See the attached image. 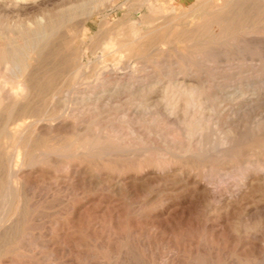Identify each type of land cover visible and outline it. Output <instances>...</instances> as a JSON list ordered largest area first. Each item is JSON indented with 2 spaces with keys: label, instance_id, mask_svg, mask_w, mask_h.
I'll return each instance as SVG.
<instances>
[{
  "label": "rangeland",
  "instance_id": "obj_1",
  "mask_svg": "<svg viewBox=\"0 0 264 264\" xmlns=\"http://www.w3.org/2000/svg\"><path fill=\"white\" fill-rule=\"evenodd\" d=\"M94 1L26 0L16 6L0 0V53L12 39L26 50L25 43L38 39L36 31L46 21L57 25H52L55 32L44 51L31 54L29 96L34 94L36 104H17L20 110L12 104L22 78H15L0 59V142L6 146L1 151L14 152L26 122L42 115L45 122L38 131L44 141L35 137L11 184L0 166V264H264V128L256 131L250 125L255 116L264 118V0H241L236 7L241 18L232 25L253 27L252 34L240 37L215 13L221 0H103L96 7ZM157 28L159 33L138 41L142 32ZM108 42L115 43L110 52L105 50ZM73 58L81 67L70 73ZM121 66L127 73L120 81L113 75L122 74ZM51 67L54 73L61 70L53 85L42 80L53 72ZM116 81L120 85L108 103L95 105L86 97L102 88L113 91ZM138 85H145V93L151 85L155 92L169 87L168 95L185 85L200 90L217 112L211 113L217 126L202 121L205 128L213 125L204 128L206 143L199 146L187 134L193 122L173 123L153 112L135 114L143 97L134 93ZM55 89L59 93L51 100ZM67 91L75 103L71 114H64L61 104ZM240 92L258 93L261 99L237 118L247 132L237 134L232 148L221 152L217 147L228 125L230 96ZM60 114L65 116L51 120ZM62 124L70 128L61 130ZM250 176L258 178L253 186ZM226 201H231L230 209Z\"/></svg>",
  "mask_w": 264,
  "mask_h": 264
},
{
  "label": "bare ground",
  "instance_id": "obj_2",
  "mask_svg": "<svg viewBox=\"0 0 264 264\" xmlns=\"http://www.w3.org/2000/svg\"><path fill=\"white\" fill-rule=\"evenodd\" d=\"M18 1H26V0H11V2H13L14 4L15 3H18ZM103 0H95L94 1V6L96 7V6H98L99 4H101V2H102ZM243 1V0H242ZM210 2V1H209ZM241 2V0H221L220 2H216L215 3V8H218L217 9V12L215 11V13H217V15L218 16H220L222 19H224L226 22H227V25L225 26V28H232V29H235L233 32L234 33H236V35L237 34H239V37H240V35L241 34H244V33H251L252 34V31H253V27L252 28H250L249 29V27H248V25H232V23H234L235 22V20L237 19V14L235 13V9H236V7L239 5V3ZM264 2V1H263ZM10 3V2H9ZM87 3H88V1H87ZM241 3H243V2H241ZM85 4H86V2H85ZM102 4H103V2H102ZM16 5V4H15ZM17 6V5H16ZM259 6V5H258ZM79 7V6H78ZM239 7V6H238ZM243 7H241V9H242ZM78 9V8H77ZM82 9V8H81ZM239 9V8H238ZM210 11H211V9H210ZM100 12V11H99ZM78 13V12H77ZM214 13V12H213ZM249 15V14H248ZM49 16V15H48ZM214 16H216V15H214ZM241 16V15H240ZM244 17V16H243ZM242 17V18H243ZM241 18V17H240ZM239 18V19H240ZM90 19V18H89ZM214 19V18H213ZM239 19H237V20H239ZM245 19V18H244ZM216 20V19H215ZM236 20V21H237ZM247 20V19H246ZM252 20H253V18H252ZM102 21V20H101ZM217 21V20H216ZM61 22V21H60ZM81 22V21H80ZM79 22V23H80ZM83 22V21H82ZM220 22V21H219ZM246 22V21H245ZM78 23V24H79ZM85 23V22H84ZM224 23V22H223ZM241 23V22H240ZM248 23V22H247ZM3 24V23H2ZM234 24H236V23H234ZM242 24V23H241ZM44 25H47L44 29H41V30H37L36 31V37L38 38L37 40H34V41H30L29 40V38H28V40L29 41H27L26 43H25V49L26 50H22V49H20L17 45H16V42L17 41H19L17 38V41H15V40H10V41H8L7 42V44H6V47L5 48H3L2 49V51H1V56H0V59L3 61V62H5L6 64H4L5 66L7 65V66H9V71H11L12 73H13V76L15 77V78H22L21 80H18V85H17V87H16V90H13V94H14V97H13V103L12 104H14V105H16L17 106V104L19 105L20 104V108H22L21 107V105L23 106V108H27L29 105L28 104H30L31 103V101L33 100V98L32 97H34V94H33V96L32 97H30L29 96V93L31 92L30 91V88L32 89V87H30V85L28 84V78H30L31 76H28L27 75V72L29 71V68H30V66H31V60H32V56L33 55H31L32 53H33V50H36V49H39V51H37V52H42V50L44 51V49L43 48H45V46H46V44H47V41H48V39L53 35V32H55L54 31V27L52 26V25H56V24H54V23H52L50 20H48V21H46V23L44 24ZM57 26V25H56ZM253 26V25H252ZM219 27V26H218ZM158 29L159 28H157L156 30H150V31H146V32H142V35L140 36V35H138V36H140V38L138 39V41H140L141 39H144L145 37H147L149 34H151V33H153V32H155V31H157L158 32ZM220 29V28H219ZM164 30V29H163ZM162 30V31H163ZM223 30V29H222ZM35 31V30H34ZM6 32V31H5ZM221 32V31H220ZM23 33V32H22ZM33 33V32H32ZM156 33V32H155ZM159 33V32H158ZM26 34V33H25ZM77 34V33H76ZM101 35V34H100ZM157 35V34H156ZM29 36V35H28ZM35 36V35H34ZM137 36V37H138ZM162 36V35H161ZM244 36H246V34L244 35ZM212 37V36H211ZM210 37V38H211ZM9 38V37H8ZM14 38V37H13ZM18 38H20V37H18ZM26 38V39H27ZM215 38V37H214ZM10 39V38H9ZM15 39V38H14ZM136 39V38H135ZM212 39V38H211ZM137 40V39H136ZM6 41H7V38H6ZM23 41V40H22ZM144 42H145V40H143ZM143 41L141 42V45H142V43H143ZM211 41V40H210ZM131 43V42H130ZM19 44V43H18ZM139 44V43H138ZM49 45V44H48ZM124 45V44H123ZM128 45V44H127ZM143 45H144V43H143ZM106 46V47H105ZM104 47H105V50H107V49H109V52L111 51V49L112 48H114V46H115V43H112V42H108V44L107 45H105ZM147 45H145V47H146ZM141 47V46H140ZM144 47V46H143ZM47 48V47H46ZM135 48V47H134ZM133 48V49H134ZM133 49H131V50H133ZM142 50L144 49V48H141ZM46 50V49H45ZM78 50V49H77ZM108 51V50H107ZM77 52V51H76ZM114 52V51H113ZM135 52V51H134ZM74 53V52H73ZM130 53H132V52H130ZM182 53V52H181ZM36 54V53H35ZM40 54V53H39ZM38 53L36 54V55H39ZM45 54H47V53H45ZM49 54V53H48ZM79 55V54H78ZM199 55V54H198ZM51 56V55H50ZM72 56V55H71ZM74 56V55H73ZM34 57H35V55H34ZM65 57V56H64ZM78 57V56H77ZM40 60H42V59H40ZM45 60V59H44ZM71 60V59H70ZM45 61H47V60H45ZM43 62V61H42ZM66 62V61H65ZM80 61H78L77 59H72V61H71V64H70V66L69 67H67L68 69V71L70 72V73H73L75 70H77V69H79L80 67H81V63H79ZM45 63V62H44ZM48 62H46V64H47ZM9 64V65H8ZM2 65V64H1ZM62 65V64H61ZM47 66H50V65H47ZM56 67V66H55ZM46 68V67H45ZM50 68V67H49ZM49 68H47V69H49ZM52 68V67H51ZM120 68H122V74L121 75H113V74H111V76L113 75V76H115L114 78H116V79H118V80H123L122 79V77H123V75H125L126 73H127V70H126V67H120ZM133 68V67H132ZM8 69V68H7ZM54 68H52V73H50V74H47V75H45V76H43L44 78H42V80H43V82L45 83V84H52L53 82H54V79H56V77L55 76H57V74L59 73V72H61V70H57L55 73H54V71H55V69L53 70ZM112 70L111 71H113V72H115V73H120L119 72V70H118V68H115V67H113V68H111ZM51 70V69H50ZM37 72V71H36ZM43 72V71H42ZM51 72V71H50ZM43 73H45V72H43ZM110 73H112V72H110ZM35 74V73H34ZM41 75V74H40ZM62 75H64V74H62ZM109 75V74H108ZM36 77V76H35ZM63 77V76H62ZM65 77H67V76H65ZM9 78V77H8ZM32 78H34V76L32 77ZM57 78H58V76H57ZM64 79V78H63ZM104 79V78H103ZM13 80V79H12ZM36 80V79H35ZM34 80V81H35ZM59 80V79H58ZM65 80V79H64ZM14 81V80H13ZM33 81V80H32ZM31 81V82H32ZM41 81V80H40ZM57 81V80H56ZM62 81V80H61ZM125 81V80H124ZM130 81V80H129ZM128 81V82H129ZM117 82V81H116ZM127 82V81H126ZM127 82V83H128ZM57 83H58V81H57ZM56 83V85L58 86V84ZM41 84V83H40ZM44 84V85H45ZM114 84H116V83H114ZM130 84V83H129ZM1 85V84H0ZM10 85V84H9ZM53 85V84H52ZM60 85V84H59ZM119 82H117V84H116V86L114 87V89H113V91L112 90H107L106 88L104 89V88H102V89H98V90H95L94 88V92H92L91 94H88L86 97L88 98V100H90V101H92V102H94V104L95 105H97V104H99V102L100 101H102V100H108L106 103H108L109 102V100L111 99L110 97H111V95L113 94V93H115L116 92V90L118 89V87H119ZM125 85V84H124ZM134 84L132 83V86H133ZM154 85V84H153ZM177 85V84H176ZM179 85V84H178ZM193 85V84H192ZM11 86V85H10ZM15 86V85H14ZM168 86H169V84H168ZM186 86L187 85H185V88H181V90H178V89H176V91L177 92H172V90H170L172 93L171 94H169L168 95V93L169 92H167V89L169 90V87L166 89H163V90H160L159 92H155L154 91V89L153 90H151L152 88H153V86L151 85L150 87H147V88H149V91H147V93H145V91H144V89L146 88L145 87V85L144 86H140V85H138L136 88H137V90L135 89V91H137V92H134V93H136V94H140V96L142 95L143 97L141 98V101H137V102H139V104L136 106V108L134 109V111H135V114L136 113H140V112H153L155 115L157 114H161V115H163V116H165L168 120H170V122H178L179 123V120H182V122L184 121V120H187V121H189V124H191L192 122V124H191V126L193 125V127H192V129H190L189 131H187V134H191V136L193 137H195V140L197 141V144H199V146H201L202 144H203V142L204 143H206L205 142V139H204V128H205V126H207V124L209 123V122H212L213 123V121H215V124H216V126H217V124H218V121H216V120H214V118H212L211 117V113L213 114V112H216V111H214L213 110V105L215 104H213L212 106L211 105H209V104H207V99H208V97L206 98V97H203L202 96V94H200V90H199V93H197V89L194 87V86H189V87H187L186 88ZM199 86V85H198ZM44 87V86H43ZM45 87H46V85H45ZM53 87V86H52ZM51 87V88H52ZM56 87V86H55ZM135 87V86H134ZM133 87V88H134ZM145 87V88H144ZM152 87V88H151ZM173 87V86H172ZM172 87L170 88V89H172ZM180 87V86H179ZM181 87H182V84H181ZM15 88V87H14ZM50 88V89H51ZM60 87H58V89H59ZM133 88H131V89H133ZM140 88V89H139ZM259 88V87H258ZM257 88V90H259ZM261 89V88H260ZM91 90V89H90ZM89 90V91H90ZM129 90V89H128ZM174 90V89H173ZM263 90V89H262ZM40 91V90H39ZM49 91V90H48ZM61 91V90H60ZM88 91V92H89ZM175 91V90H174ZM202 91V90H201ZM260 91V90H259ZM32 92H34L33 90H32ZM46 92V91H45ZM71 92V91H70ZM70 92L69 91H67V93L64 95V97H63V99L61 100V104H62V106H63V113L64 114H71L72 113V110L70 109L71 107H70V105L71 104H75L74 103V99H72L71 98V94H70ZM111 92V93H110ZM203 92V91H202ZM245 92V91H244ZM244 92H240L239 94H237V93H235V94H233V95H231L230 97H231V104H230V106H229V109H228V111H229V113H227V119H226V121H227V123H228V125L227 126H225L224 127V136H222V138H221V140L219 141L220 143H219V145H218V150L219 151H227V150H229L230 148H232V146L236 143V138H237V134H238V136H240L239 134H241V132H247V131H244L243 130V128H245L246 129V127H244L245 125H243V122H242V120L239 118V119H237L239 116H240V114H242V113H244L245 114V112L244 111H246L247 109L249 110V111H251L250 109H249V107L251 106V105H253V103H254V101L256 100V99H258V97L260 96H258L257 94L259 93L258 91V93L255 95L254 94V92H251V93H253V94H249L248 92V94L247 93H244ZM260 92H262V93H264L263 91H260ZM35 93V92H34ZM39 93V92H38ZM57 93H59V91L57 90V89H55L52 93H50V99L51 100H54V98H56L57 97ZM131 93V92H130ZM47 94H48V92H47ZM119 94V93H118ZM133 94V93H132ZM197 94V95H196ZM37 95V94H36ZM264 95V94H263ZM37 96H39V94L37 95ZM41 96H43L42 95V93H41ZM117 96V95H116ZM135 96V95H134ZM82 97V96H81ZM229 96L227 97V98H230ZM45 98H46V96H45ZM122 98V97H121ZM128 98V97H127ZM131 98V97H130ZM130 98H128V99H130ZM217 98V97H216ZM10 99V98H9ZM82 99H84V98H82ZM119 99V98H118ZM127 99V100H128ZM259 99H261V97H259ZM3 100V99H2ZM40 100H42V99H40ZM76 100V99H75ZM112 100V99H111ZM135 99H133V101H134ZM137 100V99H136ZM135 100V101H136ZM5 101V100H4ZM11 101V102H12ZM115 101V100H114ZM2 102V101H1ZM6 102H8V101H6ZM10 102V103H11ZM33 103L35 102V101H32ZM86 102V101H85ZM259 102V101H258ZM105 103V104H106ZM216 103H218V102H216ZM220 103V102H219ZM222 103H223V101H222ZM262 103V102H261ZM264 103V102H263ZM7 104V103H6ZM11 104V105H12ZM35 104H36V102H35ZM133 104V103H132ZM134 104H136V103H134ZM225 104V103H224ZM259 104H260V102H259ZM3 105V104H2ZM9 105V104H8ZM10 105V106H11ZM31 105H32V103H31ZM84 105V104H83ZM82 105V106H83ZM89 105V104H88ZM256 105H258V104H256ZM5 106V105H4ZM133 106V105H132ZM135 106V105H134ZM254 106V105H253ZM8 107V106H7ZM18 107V109H19V106H17ZM35 107V106H34ZM4 108H6V107H4ZM11 108V107H10ZM14 109H15V107H13ZM45 108V107H44ZM224 108H226V107H224ZM228 108V107H227ZM251 109H252V107H250ZM254 108V107H253ZM17 109V110H18ZM221 109H222V107H221ZM221 109H218V111L219 110H221ZM20 110V109H19ZM19 110H18V112H19ZM22 110H24V109H22ZM22 110H21V112H22ZM28 110V109H27ZM30 110V109H29ZM33 110V109H32ZM212 110H213V112H212ZM253 110V109H252ZM25 111V110H24ZM24 111H23V113H24ZM43 111V110H42ZM44 111H45V109H44ZM227 111V110H226ZM18 112H16L17 114H19ZM224 112V111H223ZM2 113V112H1ZM22 113V114H23ZM30 113V112H29ZM32 113V112H31ZM30 113V114H31ZM40 113V112H39ZM132 113L134 114V112L132 111ZM144 113V114H145ZM153 113H151V114H153ZM217 113V112H216ZM252 113H253V111H252ZM37 114V113H36ZM64 114H60V115H57L56 117H52V119L51 120H55L56 118H62L63 116L62 115H64ZM224 115H225V112L223 113ZM243 114V115H244ZM249 114V113H248ZM20 115V114H19ZM24 115H26L27 116V113H25ZM42 115V114H41ZM50 115V114H49ZM139 115H141V114H139ZM156 115V116H157ZM246 115V114H245ZM23 116V115H22ZM25 116V117H26ZM58 116H62V117H58ZM65 116V115H64ZM143 116V115H142ZM152 116V115H151ZM162 116V117H163ZM216 116H217V114H216ZM250 116V115H249ZM252 116V115H251ZM255 116V114L253 115V117ZM30 117V116H29ZM45 117V116H44ZM67 117H69V116H67ZM215 117V116H214ZM255 117H257V116H255ZM254 117V118H255ZM260 117H261V115H260ZM262 117H263V114H262ZM10 118V117H9ZM20 118H22V117H20ZM165 118V119H166ZM217 118H219V117H217ZM253 118V122H252V124H250V125H252L253 127H251L250 125V127L251 128H253V130H256V131H258L259 129H261V128H264V118H263V120H261V119H254ZM257 118H259V117H257ZM15 119V118H14ZM33 119V118H32ZM205 119V121H208L207 122V124L205 125V126H203V120ZM216 119V118H215ZM221 119V118H220ZM6 120V119H5ZM11 120H13V118H11ZM42 120H44L43 119V115H42V117H39L37 120H32V121H28V122H26L25 124H24V126L22 125V124H20L21 126H23V129H22V132H20V134L18 135V137H17V145H16V147H14L15 148V150H14V152H12L11 154L10 153H4L3 151H1L2 149H5L6 148V146L4 147V145L2 146V143L0 144V166L4 169V171L6 170V172H7V174H8V184H11L10 183V181L12 180L11 179V177L16 173V171H18L17 170V167L21 164V160H24V156H25V154H27V152H30V151H32L33 149H31L32 147H31V145H32V141L35 139V137L38 135H41V136H43V137H45V135H44V133H43V135H42V133L41 132H38V131H41V126H42V124L43 123H45V122H43ZM50 120V119H49ZM245 120H246V118H245ZM18 121V120H17ZM25 121H27V120H25ZM187 121H185L186 123H187ZM222 121L224 122L225 121V119L223 120L222 119ZM225 121V122H226ZM248 121V120H247ZM23 122V121H22ZM47 122V121H46ZM49 122V121H48ZM250 122V121H249ZM67 123V122H66ZM181 123V122H180ZM185 123V124H186ZM205 123V122H204ZM248 123V122H247ZM184 124V125H185ZM188 124V123H187ZM188 124V125H189ZM214 124V125H215ZM13 125V124H12ZM19 125V126H20ZM43 125H45V124H43ZM67 125V124H66ZM69 125V124H68ZM210 125H212V124H210ZM210 125H208V127H212V126H210ZM222 125V124H221ZM8 125L6 124L5 126H2L3 128H5L6 129V127H7ZM16 126H18V125H16ZM48 126V125H47ZM49 126H50V123H49ZM57 126V125H56ZM71 126V125H70ZM72 126H73V124H72ZM77 126V125H76ZM186 126V125H185ZM208 127L207 128H205V129H207L208 130ZM20 128V127H19ZM60 128H61V130L63 129V131H65L66 130V128H70V127H65V125H60ZM82 128V127H81ZM188 128H190L189 126L187 127V128H185V130L186 129H188ZM218 128H219V126H218ZM16 129V128H15ZM57 129V128H56ZM78 129H80V128H78ZM214 129L216 130V127L214 126ZM213 129V130H214ZM220 129V128H219ZM222 129V128H221ZM59 130V129H58ZM214 130V131H215ZM249 130V129H248ZM251 130V129H250ZM262 130V129H261ZM6 131H8V130H6ZM56 131V130H55ZM68 131V130H67ZM71 131H73V128H72V130H70V132ZM260 131V130H259ZM18 132V131H17ZM74 132V131H73ZM85 132V131H84ZM223 132V131H222ZM263 132V131H262ZM41 133V134H40ZM54 133V132H53ZM60 133V132H59ZM206 133V132H205ZM8 134V133H7ZM45 134H47V133H45ZM48 134H50V133H48ZM61 134V133H60ZM82 134V133H81ZM84 134V133H83ZM185 134H186V132H185ZM187 134H186V136H187ZM216 134H218V133H216ZM222 134V133H221ZM221 134H220V137H221ZM243 134V133H242ZM248 134V133H247ZM256 134V133H255ZM261 135V134H260ZM263 135V134H262ZM261 135V136H262ZM1 136V135H0ZM48 136H50V135H48ZM190 136V137H191ZM245 136H246V134H245ZM252 136H255V135H252ZM257 136V135H256ZM256 136H255V138H256ZM259 136V135H258ZM14 138H15V136H13ZM40 137V136H39ZM47 137V136H46ZM51 137V136H50ZM218 137H219V135H218ZM248 137V136H247ZM1 138V137H0ZM12 138V137H11ZM41 138V137H40ZM48 138V137H47ZM54 138V137H53ZM59 138V137H58ZM240 138V137H239ZM241 138H242V136H241ZM252 138V137H251ZM257 138H259V137H257ZM262 138H264V137H262ZM3 139V138H2ZM42 139V138H41ZM41 139H39L40 141H41ZM50 139V138H49ZM208 139V138H207ZM218 139V138H217ZM16 140V139H15ZM43 140V139H42ZM48 140V139H47ZM194 140V139H193ZM239 140V139H238ZM244 140H245V138H244ZM254 139H252L251 141L252 142H254L253 141ZM259 140V139H258ZM261 140V139H260ZM44 141V140H43ZM43 141H41V142H43ZM46 141V140H45ZM214 141V140H213ZM257 141V140H256ZM255 141V142H256ZM262 141V140H261ZM260 141V142H261ZM11 142V141H10ZM9 142V143H10ZM37 142H38V140H37ZM215 142H216V140H215ZM218 142V141H217ZM240 142V141H239ZM242 142V141H241ZM259 142V141H258ZM263 142H264V140H263ZM213 143V142H212ZM6 144V143H5ZM42 144H44V143H42ZM58 144V143H57ZM208 144H209V141H208ZM248 145V143H244V145ZM249 144H250V142H249ZM9 145V144H8ZM7 145V146H8ZM241 145H242V143H241ZM243 145V146H244ZM14 146H15V144H14ZM33 146H34V144H33ZM41 146V145H40ZM62 147H63V145H61ZM66 146V145H65ZM198 146V145H197ZM207 146V145H206ZM209 146V145H208ZM212 146V145H211ZM210 146V147H211ZM240 146V145H239ZM254 146V149H255V145H252L251 147H253ZM258 146H259V144H258ZM263 146V145H262ZM79 147V146H78ZM81 147V146H80ZM89 147V146H88ZM203 147V146H202ZM260 148H262L261 146H259ZM258 147V148H259ZM36 148V147H35ZM244 148H245V146H244ZM248 148H249V146H248ZM248 148H246L247 150H248ZM257 148V149H258ZM39 149V148H38ZM58 149H60V148H58ZM203 149V148H202ZM214 149V148H213ZM251 149V148H250ZM249 149V150H250ZM30 150V151H29ZM40 150H42V149H40ZM201 150V149H200ZM253 149H251V151H252ZM80 151V150H79ZM205 151H206V148H205ZM239 151H241V150H238V151H235V152H238L239 153ZM260 151V153H261V149L259 150ZM7 152H11V151H7ZM48 152V151H47ZM203 152V151H202ZM209 152V151H208ZM232 152H233V150H232ZM247 152H249V151H246V153ZM253 152H256V151H253ZM76 153V152H75ZM74 153V155H76ZM109 154L111 153V151H109L108 152ZM113 153H115V152H113ZM215 153H217V152H215ZM224 153V152H223ZM230 153V152H229ZM237 153V154H238ZM112 154V153H111ZM110 154V155H111ZM185 154V153H184ZM214 154V153H213ZM218 154V153H217ZM225 154H226V152H225ZM228 154V153H227ZM242 154H244V153H242ZM250 154V153H249ZM256 154V153H255ZM263 154H264V151H263ZM28 155V154H27ZM34 155H36V154H34ZM215 155V154H214ZM213 155V156H214ZM219 155V154H218ZM256 155H258V154H256ZM256 155H254L253 154V156H255L256 157ZM262 155V154H261ZM58 156H59V154H58ZM61 156H64V155H61ZM113 156V155H112ZM189 156V155H188ZM223 155L221 154V157H222ZM238 156H240V155H238ZM246 156H248V155H246ZM260 156V155H259ZM37 157V156H36ZM214 157H216V156H214ZM218 157V156H217ZM242 157V156H241ZM251 157V156H250ZM264 157V156H263ZM261 158L262 160H263V162H264V158ZM31 159H32V157H30ZM28 159V160H30L31 161V159ZM38 158V157H37ZM58 158V157H57ZM56 158V159H57ZM218 158H220V157H218ZM258 158V157H257ZM38 159H40V158H38ZM60 159V158H59ZM58 159V160H59ZM144 159V158H143ZM245 159V158H244ZM259 159V158H258ZM54 160V159H53ZM221 160V159H220ZM240 160H243V158L241 159L240 158ZM248 160V159H247ZM260 160V159H259ZM261 160V161H262ZM32 161H33V159H32ZM153 161V160H152ZM222 161V160H221ZM250 161V160H249ZM248 161V162H249ZM258 161V160H257ZM23 162V161H22ZM24 162H25V160H24ZM29 161H27V163H28ZM65 162V161H64ZM238 162V161H237ZM30 163H32V162H30ZM34 163V162H33ZM228 163V162H227ZM245 163V165H243ZM35 164V163H34ZM61 164V163H60ZM209 164V163H208ZM221 164H222V162H221ZM241 164L243 165V166H246V164H247V161L246 160H243V161H241ZM25 165H26V163H25ZM24 165V166H25ZM224 165V164H223ZM121 166V165H120ZM225 166H228V165H226V163H225ZM248 166V165H247ZM26 167H27V165H26ZM29 167V166H28ZM71 167V166H70ZM75 167V166H74ZM224 167V166H223ZM229 167V166H228ZM232 167V166H231ZM231 167H230V169H231ZM264 167V166H263ZM25 168V167H24ZM22 169H23V167H22ZM21 169V170H22ZM76 169V168H75ZM80 168L78 167V170H79ZM226 169V168H225ZM258 169H260V168H258ZM262 169V168H261ZM229 170V169H228ZM264 170V169H263ZM20 171V170H19ZM86 171V170H85ZM85 171H83L84 173H85ZM87 171H89V170H87ZM257 171V170H256ZM76 172V171H75ZM255 172V171H254ZM2 173V175H3V172H1ZM0 173V174H1ZM23 173V172H22ZM78 174H79V172H77ZM88 173V172H87ZM5 174V173H4ZM21 174V173H20ZM19 174V176H21ZM29 174V173H28ZM77 174V175H78ZM17 175V174H16ZM26 175V174H25ZM85 175H86V173H85ZM92 175V177H93V174H91ZM90 175V176H91ZM248 175V174H247ZM253 175V174H252ZM255 175V174H254ZM89 176V175H88ZM257 176V175H256ZM256 176H250V177H248V182H249V184L251 185V186H253V184L255 183V182H258L257 180H258V178L256 177ZM4 177V176H3ZM58 177V176H57ZM95 177V176H94ZM162 177V176H161ZM247 177V176H246ZM245 177V178H246ZM20 178V177H19ZM4 179V178H3ZM24 179V176L22 177V179H21V181ZM60 179V178H59ZM88 179V178H87ZM93 179V178H92ZM117 179V178H116ZM241 179V178H240ZM262 179L264 180V175H263V177H262ZM246 180V179H245ZM262 180V181H263ZM115 181V180H114ZM260 181V180H259ZM13 182V181H12ZM16 182V181H15ZM23 182H25V181H23ZM90 182H92V181H90ZM96 182V181H95ZM235 182V181H234ZM97 183H99V182H97ZM102 183V182H101ZM130 183V182H129ZM187 183H188V181H187ZM195 183V182H194ZM243 183H244V181H243ZM5 184V183H4ZM89 185L91 184V183H88ZM93 184V183H92ZM198 184V183H197ZM246 184V183H245ZM2 185V184H1ZM19 185H21V183L19 184ZM95 185V184H94ZM98 185V184H97ZM111 185H112V182H111ZM260 185V184H259ZM264 185V184H263ZM263 185H262V187H263ZM10 186V185H9ZM8 186V188L6 189L7 190V192L8 191H10L9 190V187ZM99 186V185H98ZM182 186V185H181ZM246 186V185H245ZM13 187H15L16 188V186L15 185H13ZM96 187V186H95ZM94 187V188H95ZM113 187H115V186H113ZM197 187V186H196ZM6 188V186L5 187H3V189H5ZM11 188H12V186H11ZM20 188V187H19ZM93 188V189H94ZM116 188V187H115ZM250 188H255V187H250ZM249 188V189H250ZM166 189V188H165ZM199 189V188H198ZM244 189H246V188H244ZM256 189V188H255ZM117 190V189H116ZM247 190V189H246ZM252 190V189H251ZM119 191V190H118ZM21 192V191H20ZM200 192V191H199ZM18 193V192H17ZM16 193V194H17ZM204 193V192H203ZM13 194V193H12ZM197 194V193H196ZM240 194V193H239ZM15 195V194H14ZM204 195H205V193H204ZM227 195V194H226ZM237 195V194H236ZM17 196H19V195H17ZM241 196V195H240ZM247 196V195H246ZM224 197V196H223ZM235 196H233V198H234ZM230 198V197H229ZM235 198H237V196L235 197ZM242 198V197H241ZM19 199H21V196H19ZM50 201V200H49ZM152 201V200H151ZM236 201V200H235ZM231 202V201H230ZM229 201H226V203H225V208L226 209H230L231 208V203H230ZM241 202V201H240ZM13 205H16V204H14L13 203ZM18 205V204H17ZM223 206V205H222ZM15 207H18V206H15ZM20 207V206H19ZM212 207V206H211ZM210 208V207H209ZM233 208V207H232ZM264 208V207H263ZM17 209H19V208H17ZM213 209V208H212ZM234 209V208H233ZM236 209V208H235ZM12 210H13V208H12ZM15 210H16V208H15ZM13 212V211H12ZM18 212V211H17ZM16 212V213H17ZM14 213V216L15 215H17L15 212H13ZM19 213V212H18ZM10 214V213H9ZM13 215V214H12ZM12 215H11V217H12ZM10 216V215H9ZM8 219H10V217L8 218ZM7 220V219H6ZM224 220V219H223ZM232 222V221H231ZM4 223V222H3ZM256 224H257V222H256ZM255 224V225H256ZM2 226V225H1ZM93 226V225H92ZM254 226V225H253ZM1 228V227H0ZM243 229H245V227L243 228ZM260 231V230H259ZM262 231H264V230H262ZM73 234V233H72ZM255 234V233H254ZM85 253V252H84ZM167 263V262H166ZM170 263V262H169Z\"/></svg>",
  "mask_w": 264,
  "mask_h": 264
}]
</instances>
